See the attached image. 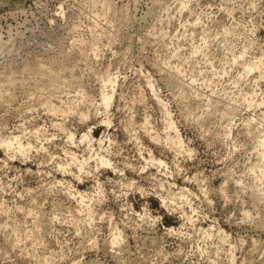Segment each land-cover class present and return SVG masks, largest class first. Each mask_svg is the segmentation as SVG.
I'll list each match as a JSON object with an SVG mask.
<instances>
[{"label": "clouds", "instance_id": "obj_1", "mask_svg": "<svg viewBox=\"0 0 264 264\" xmlns=\"http://www.w3.org/2000/svg\"><path fill=\"white\" fill-rule=\"evenodd\" d=\"M0 264H264V0H0Z\"/></svg>", "mask_w": 264, "mask_h": 264}]
</instances>
